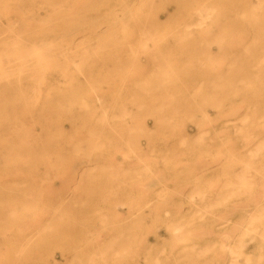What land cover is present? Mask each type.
Returning a JSON list of instances; mask_svg holds the SVG:
<instances>
[{
    "label": "rangeland",
    "instance_id": "rangeland-1",
    "mask_svg": "<svg viewBox=\"0 0 264 264\" xmlns=\"http://www.w3.org/2000/svg\"><path fill=\"white\" fill-rule=\"evenodd\" d=\"M245 23L174 28L210 31L178 45L190 56L212 52L217 72L187 60L176 83L182 102L173 113L165 106L162 119L146 113L135 149L120 134L112 155L92 152L83 192L41 200L37 218L11 221L0 204V264H264V22ZM219 29L232 34L217 44ZM213 80L226 89L197 92Z\"/></svg>",
    "mask_w": 264,
    "mask_h": 264
},
{
    "label": "bare ground",
    "instance_id": "bare-ground-1",
    "mask_svg": "<svg viewBox=\"0 0 264 264\" xmlns=\"http://www.w3.org/2000/svg\"><path fill=\"white\" fill-rule=\"evenodd\" d=\"M245 22H264V0H0V204L9 219L37 218L41 200L80 191L85 175L95 171L89 155H112L120 134L128 150L135 149L146 113L162 119L165 106L173 113L182 102L176 83L187 77V60L192 69L210 64L217 72L221 61L216 66L212 52L190 56L178 45L210 31L174 28ZM230 33L217 30L215 42ZM224 74L244 76L241 70ZM197 87L226 89L216 80ZM116 119L126 124L121 131L113 127Z\"/></svg>",
    "mask_w": 264,
    "mask_h": 264
},
{
    "label": "crops",
    "instance_id": "crops-1",
    "mask_svg": "<svg viewBox=\"0 0 264 264\" xmlns=\"http://www.w3.org/2000/svg\"><path fill=\"white\" fill-rule=\"evenodd\" d=\"M257 249H258V246H256V244H253L252 246H250V252L253 254L252 255V259L255 260V261L258 260L257 256L254 255V254L258 253Z\"/></svg>",
    "mask_w": 264,
    "mask_h": 264
}]
</instances>
